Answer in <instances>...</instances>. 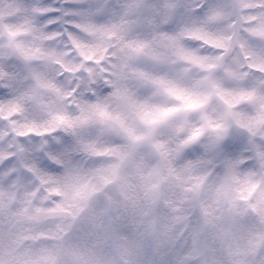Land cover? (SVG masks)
<instances>
[{"label": "clouds", "instance_id": "obj_1", "mask_svg": "<svg viewBox=\"0 0 264 264\" xmlns=\"http://www.w3.org/2000/svg\"><path fill=\"white\" fill-rule=\"evenodd\" d=\"M0 264H264V0H0Z\"/></svg>", "mask_w": 264, "mask_h": 264}]
</instances>
